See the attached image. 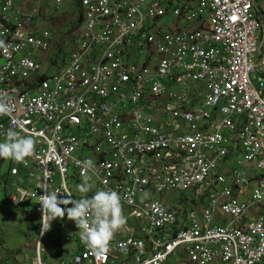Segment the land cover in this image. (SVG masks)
<instances>
[{
  "label": "built area",
  "instance_id": "1",
  "mask_svg": "<svg viewBox=\"0 0 264 264\" xmlns=\"http://www.w3.org/2000/svg\"><path fill=\"white\" fill-rule=\"evenodd\" d=\"M258 1L197 0L195 9L179 2L175 20L205 17L206 24L157 39L142 28L166 14L161 0H83L86 28L69 64L53 88L44 81L36 95L24 83L39 69L35 52L50 50L51 37L38 27L37 8L2 1L0 106L11 110L0 114V136L12 130L38 144L34 185L22 198L37 201L44 189L66 195L71 168L120 196L126 223L107 253H94L79 237V264H264V214L247 216L264 205ZM155 43L162 56L151 68L131 60V45L137 57L149 58ZM81 147L90 153L77 155ZM201 188L209 204L200 217L181 219L156 198ZM217 211L225 224H214ZM62 227L64 241L79 232L71 220ZM36 264L46 262L37 257Z\"/></svg>",
  "mask_w": 264,
  "mask_h": 264
},
{
  "label": "clouds",
  "instance_id": "2",
  "mask_svg": "<svg viewBox=\"0 0 264 264\" xmlns=\"http://www.w3.org/2000/svg\"><path fill=\"white\" fill-rule=\"evenodd\" d=\"M3 0H1L0 4ZM56 1V0H55ZM114 1V0H113ZM164 0L161 1L163 5L166 7V14L158 19H156L153 22H144V26L142 28L143 32H146L150 35L157 36V39L161 35H165L167 33H170L172 31H183V32H192L195 30H198L202 28L201 26L205 23L206 18L203 17L202 19H199L197 21H190L185 19H179L175 20L173 11L176 8H179V2H184L187 6H189L187 9H195L197 5V0H171L176 4V7H169ZM195 2V5L192 6V2ZM16 7L18 10L21 11H31L33 8H37L39 10V16H38V27L42 29L43 31H47L50 35V50L45 52H35L34 59L36 60V63L39 66V69L35 74L31 76L29 80H27L24 83V90H27L31 92L33 95L37 94L38 87L41 86V83L46 81L49 82L51 87L53 88L55 85L54 79L59 76L64 68L69 64L70 58L74 52L75 49V43L77 45V38L79 34H83L86 28L87 23V9H85L82 5L83 0H62L60 4H57V8L64 7L65 4L72 5L74 2L78 5L80 11L79 14H81L80 24H79V31L74 32L71 35V30L69 32H66V34L69 33V36L66 38L63 48L69 44L70 49L66 53V51L62 54V60H61V66H58L59 56L61 54H56V61L54 59V46L53 43H57L56 37L54 38L53 34L47 30L43 29L41 27V20L43 23H45L43 17H41L40 9L38 7H32L34 4V0H24L22 1L23 7H19L16 0H14ZM257 8L259 11L264 12V8L261 9L258 6ZM185 10V9H184ZM182 11V10H181ZM166 16H169V19H173V22L169 24L171 27V30H169L166 33L163 32V27H157L158 21L165 18ZM181 21L183 22H189L191 24L195 23V28L191 29H185L181 24ZM177 25V27L174 28V26ZM197 25H199L197 27ZM204 26V25H203ZM260 23V26L257 31V40H258V33L263 27ZM160 33V34H159ZM70 39V42H67V39ZM259 43V41H258ZM130 46V53L133 54V59H131L137 66H143L148 61L149 64H146L149 68L152 67V65L157 61H159V58L162 56L159 51H157L156 43L152 46H149L148 51L150 53V57L147 58L146 52L142 55H140L142 60H140V65L134 61L138 60L140 56L137 57L135 55L137 53L131 52ZM262 48L260 47L255 55V63H260L261 61H264V54H263ZM259 61L256 62V57L259 56ZM42 57L41 60L38 59V57ZM53 56V57H52ZM141 59V58H140ZM11 109L5 106H0V114H7ZM68 133H74L75 130L68 129L66 130ZM36 140L32 135H20L15 131L8 130L4 134V138L0 136V176L3 178L1 181L4 185V191L6 195V199L8 202L16 209H20V206L22 205H33L32 211H27V215L29 218L36 217L39 219L40 227L36 231V237L33 238L30 234V241L33 242V249L34 254L31 255V263L29 264H36L37 257H40L46 264H49L46 259L43 257L42 250L45 248V250L48 251L50 249L49 247H46L45 238L48 242V230L52 227L53 224L57 226L56 232L60 236V240L58 241V245H55L58 248H61L62 245H69V248L66 250L65 253H68L71 255L70 260L67 261L65 259H62L60 261V264H79V262L76 260V256L82 255L84 252V247L81 246L79 239L76 240V237L72 239L71 241H64L62 237V231H64L63 225H67L68 221L71 220L79 234V237L81 241L84 243L86 247H88L91 251L94 253H107L109 251V243L112 241L114 234L118 229H120L125 223L126 218L121 213V203H120V196L116 191H106V190H98L93 192V188H90L91 185L89 183V178L86 175L82 174V178H78V173L75 168H71L68 171L67 178H66V185L70 189V191L65 188L64 192L66 195L58 196L59 193L57 190L48 191L47 189L42 190L39 199L36 201L34 198L25 199L22 198L24 192L30 191L34 184H32V181L29 178V173L31 171L37 170V162L32 157L33 151H35L38 144L36 143ZM90 153L87 149L84 147H81L76 151V154L79 156H84L86 154ZM232 160V159H231ZM6 164V169L3 168V165ZM87 166H92V161L88 160L86 161ZM17 168V172H13V168ZM248 175L250 176V172H248ZM252 176V175H251ZM60 177V176H59ZM58 177V179H59ZM69 180H72L74 183L78 182L76 187V191L85 194L90 192H93V194L90 197L82 196L79 197L78 194L74 192L72 187L69 185ZM81 182V183H80ZM58 183V180L57 182ZM96 189V188H95ZM204 189H194L190 190L191 192H194V196L196 197L197 194L203 193L204 196L200 198L203 201V205L196 207L195 204H193L194 198L191 197V203L185 199V197L181 198L179 201V204L177 206H171L172 208L176 209L180 215H182L180 218L182 219L186 215H197L200 217L202 209L206 208L209 204L208 196L204 193L206 191H203ZM189 191V190H188ZM186 192V191H184ZM182 192V193H184ZM167 193V192H165ZM164 194V193H161ZM73 195V196H72ZM160 195V194H159ZM256 198H261V193L259 191L256 192ZM17 196L18 201L16 202L13 197ZM75 199H74V198ZM196 201V200H195ZM37 202L40 205L39 211L40 214L36 212V204ZM71 205V206H70ZM70 206V207H69ZM259 209L256 213L252 214V211L248 213V218L254 219L256 216L260 214H264V205L261 207H258ZM226 219V218H225ZM215 225H221L225 224L224 217L222 214L217 211L215 214ZM33 225V224H32ZM34 226V225H33ZM180 228V227H179ZM28 234V235H29ZM35 240V241H34ZM75 242L79 246V249H82V252L77 251ZM123 248V245L121 246ZM18 252V253H16ZM6 255H9L13 261L11 264H26L28 262V256L27 259L22 260V257L20 255L19 251H13L11 250L6 243L1 239L0 237V258L5 257Z\"/></svg>",
  "mask_w": 264,
  "mask_h": 264
},
{
  "label": "rangeland",
  "instance_id": "3",
  "mask_svg": "<svg viewBox=\"0 0 264 264\" xmlns=\"http://www.w3.org/2000/svg\"><path fill=\"white\" fill-rule=\"evenodd\" d=\"M22 1L24 0H16L19 7H23ZM1 2V0H0ZM74 2L72 5L65 4L64 7L57 8V4L55 0H34V4L32 7H38L40 9L41 17H43L45 23L41 20V27L43 29L49 30L54 38L56 37L57 43L54 42V59H56V54H61L59 56L58 66H61V60H62V54L66 51V53L69 51L70 46L67 44L64 48V42L66 38L69 36V33L66 34V32H69L71 29V35L76 31H79V24L81 19V14H79V7ZM258 6L263 9L264 8V0L258 1ZM171 20H168L167 18H163L158 21L157 27H166L168 23H170ZM183 27L185 29H191L195 28V24H184ZM261 37V36H260ZM67 42H70V39H67ZM264 54V51H263ZM53 57V56H52ZM259 56L256 57V62L259 61ZM39 60L42 59V57H38ZM258 73H255L256 78L258 77ZM6 162L5 165H3V168L6 169ZM251 174V173H250ZM252 175V174H251ZM3 178L0 176V237L1 239L6 243V245L15 251L20 250V255L24 256L22 257V260L27 259L26 256H28V262L26 264L31 263V258L34 254L33 242L30 241V234L32 233V237H36V231L40 227L39 219L36 217L29 218L27 215V211L33 210V205H22L20 206V209L14 208L6 199L5 191H4V185L1 182ZM78 182H73L72 180H69V185L72 187V189L76 190V185ZM203 191H206L205 189ZM204 196L203 193L197 194V196H194V192L186 191L184 193H177V192H167L164 194L157 195L156 198L161 200L164 204L171 205V206H177L179 204V201L181 198L185 197L189 203H191V197L194 198L193 204H195L196 207L202 206L203 201L200 199ZM196 200V201H195ZM259 209H253L252 214L256 213ZM34 226H33V225ZM57 226L55 224L52 225V227L48 230V242L45 238V244L46 247H49L50 249L45 250V248L42 250L43 257L46 259V261L49 264H60V261L62 259H65L67 261L70 260L71 255L68 253H65L66 250L69 248V245H62L61 248L56 247L55 245H58V241L60 240V236L56 232ZM29 234V235H28ZM79 235H76V240H78ZM35 241V240H34ZM75 246L77 251L82 252V249H79V246L75 242ZM18 253V252H16ZM10 258V257H7ZM24 258V259H23ZM16 264V263H13ZM72 264V263H69Z\"/></svg>",
  "mask_w": 264,
  "mask_h": 264
},
{
  "label": "crops",
  "instance_id": "4",
  "mask_svg": "<svg viewBox=\"0 0 264 264\" xmlns=\"http://www.w3.org/2000/svg\"><path fill=\"white\" fill-rule=\"evenodd\" d=\"M161 1H164V0H161ZM165 2H166V4H167L169 7H171V6L176 7V4H175L174 2H172L171 0H168V1H165ZM193 5H195V2H194V1L192 2V6H193ZM165 18H167L168 20H171V22L168 23V25H167L166 27H164L162 33H166V32H168L169 30H171V27L169 26V24H171V23L173 22V19H169V16H166ZM184 24H188V25H189V24H191V23L181 21V24H180V25L183 26ZM194 24H195V23H194ZM198 26H199V25H197V27H198ZM175 27H177V25H175L174 28H175ZM260 36H261V37H260ZM258 41H259V43H260V47L262 48V50H264V27H261V29H260V31H259V33H258ZM131 52H132V53H136L135 47H131ZM140 58H141V59H140ZM142 58H143V57L140 56V57L138 58V60H135V59H134V61L140 65V60H142ZM146 100H147V98H146ZM146 111H147L148 113H152L153 110H150L149 108H146ZM80 183H81V182H80ZM78 184H79V183H78ZM90 188H93V192L98 191V189H95V186H93V185H91ZM73 190H74V189H73ZM74 192H75L76 194H78L80 198H81V195H82V196L90 197V196L93 194V192H90V191H89L88 193H85V194H81V193L77 192L76 190H74Z\"/></svg>",
  "mask_w": 264,
  "mask_h": 264
},
{
  "label": "trees",
  "instance_id": "5",
  "mask_svg": "<svg viewBox=\"0 0 264 264\" xmlns=\"http://www.w3.org/2000/svg\"><path fill=\"white\" fill-rule=\"evenodd\" d=\"M8 256L9 255L2 257L3 259L0 258V264H11L13 260L11 258H7Z\"/></svg>",
  "mask_w": 264,
  "mask_h": 264
}]
</instances>
